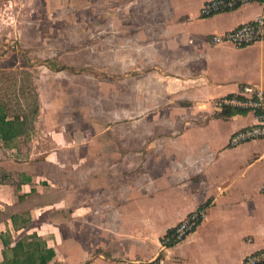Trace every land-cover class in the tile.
I'll list each match as a JSON object with an SVG mask.
<instances>
[{"label":"crops","instance_id":"1","mask_svg":"<svg viewBox=\"0 0 264 264\" xmlns=\"http://www.w3.org/2000/svg\"><path fill=\"white\" fill-rule=\"evenodd\" d=\"M89 1L75 29L105 47L118 129L97 130L90 112L56 115L45 121L59 146L21 159L25 133L0 144V264H242L264 246V137L230 145L255 116L220 100L244 84L264 89V42L208 36L253 19L264 1L202 16L197 0L193 18L172 0ZM199 208L191 233L161 245Z\"/></svg>","mask_w":264,"mask_h":264},{"label":"rangeland","instance_id":"2","mask_svg":"<svg viewBox=\"0 0 264 264\" xmlns=\"http://www.w3.org/2000/svg\"><path fill=\"white\" fill-rule=\"evenodd\" d=\"M171 2L177 12L196 14L197 0ZM89 5L94 3L0 0V108L8 118L24 119L27 136L16 141L21 159L59 146L45 121L56 115L75 121L90 112L97 130L105 122L118 129V79L107 77L105 47L93 30L75 29V21L87 26Z\"/></svg>","mask_w":264,"mask_h":264},{"label":"built area","instance_id":"3","mask_svg":"<svg viewBox=\"0 0 264 264\" xmlns=\"http://www.w3.org/2000/svg\"><path fill=\"white\" fill-rule=\"evenodd\" d=\"M264 0H206L200 7L202 16L223 12L237 8L251 2ZM208 40L214 44L230 43L236 47H243L252 43L264 42V12L253 19L243 22L236 27L222 33H214L208 36ZM221 104L244 109L252 112L255 122L247 127L233 132L229 138V144L236 146L244 142L264 137V89L255 84H244L233 95L224 96ZM264 190V185L262 187ZM205 211L203 208L189 213L185 218L171 227L161 238V245L169 246L185 238L203 220ZM131 264H167L162 256H155L147 260H136ZM242 264H264V246L244 256Z\"/></svg>","mask_w":264,"mask_h":264},{"label":"trees","instance_id":"4","mask_svg":"<svg viewBox=\"0 0 264 264\" xmlns=\"http://www.w3.org/2000/svg\"><path fill=\"white\" fill-rule=\"evenodd\" d=\"M24 119L19 116L7 117L6 112L0 108V140L4 147H8L19 135L25 133ZM13 264H24L23 261H15Z\"/></svg>","mask_w":264,"mask_h":264}]
</instances>
